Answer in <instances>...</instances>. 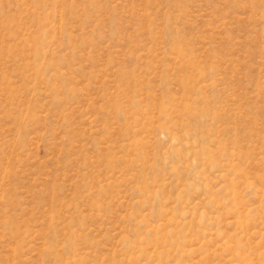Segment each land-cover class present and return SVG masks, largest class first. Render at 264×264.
Masks as SVG:
<instances>
[{"label":"rangeland","instance_id":"obj_1","mask_svg":"<svg viewBox=\"0 0 264 264\" xmlns=\"http://www.w3.org/2000/svg\"><path fill=\"white\" fill-rule=\"evenodd\" d=\"M0 264H264V0H0Z\"/></svg>","mask_w":264,"mask_h":264}]
</instances>
